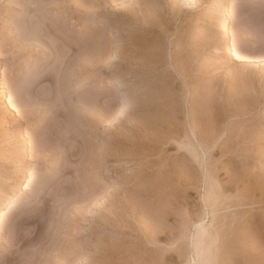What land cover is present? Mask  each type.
I'll use <instances>...</instances> for the list:
<instances>
[{
    "label": "rangeland",
    "instance_id": "rangeland-1",
    "mask_svg": "<svg viewBox=\"0 0 264 264\" xmlns=\"http://www.w3.org/2000/svg\"><path fill=\"white\" fill-rule=\"evenodd\" d=\"M189 2L0 0V264H264V0Z\"/></svg>",
    "mask_w": 264,
    "mask_h": 264
},
{
    "label": "bare ground",
    "instance_id": "bare-ground-1",
    "mask_svg": "<svg viewBox=\"0 0 264 264\" xmlns=\"http://www.w3.org/2000/svg\"><path fill=\"white\" fill-rule=\"evenodd\" d=\"M189 1H190L189 2V5H192L193 6L194 3H195V0H189ZM226 13H227V15L220 22V26H219V29L222 30V32H223L222 44H221L222 47H223V50H225L230 57H233V58H235V59H237L239 61H242L244 59L246 60V58H244L243 55H239L238 52L236 51V45H235L233 39L230 40L231 39V36L229 34L230 32H228V27H229V25L231 23V7L230 6H228ZM0 104L6 106V108H7V110H8V112H9L10 115H14L15 114L16 108L12 104L11 101H8L7 100V95H6V91H5V88L4 87H0ZM185 135H186V137H189V135L188 136H187V134H185ZM191 135L194 136V132L193 131L191 132ZM19 146H21L22 149L24 151H26V148H27V138H26V136L24 134L20 136ZM198 148L201 151H203V149H204L203 144L202 143H199ZM197 152H199V151H197ZM41 187L39 189H40V191H43V193H44V189L45 188L44 187L41 188ZM112 189H116L115 191H118L119 190L118 184H114L112 186ZM43 193L40 194V195H38L39 202H38V206L36 207V212L34 210V213L35 214H33L32 216H29L30 218H28V220L26 219L27 217L24 218L26 221L29 222L30 220L31 221L36 220V219L38 220V217H40V214H42V211H44L45 207L47 206L48 199L46 197L47 195L45 193L44 194ZM15 205H16V202L8 203V204H6L4 207H2L0 209V224L5 220V218L7 216V213L10 212L15 207ZM21 221L19 220V222H21ZM23 223L25 224L24 221H23ZM21 225H23V224H21ZM195 226H196V230H197V236L195 238V242L192 245V248L194 250V253H193L194 256L191 258V261H192L191 263L192 264H201V262L199 260L200 259L199 258L200 257V252H198V245H199V243H204L205 246H206V248H207V250L208 251H211L212 250V246H213L214 243H216V241L218 240V237H217L216 234L211 233L209 231V229L206 228L203 225V223H201V222L198 223ZM27 231L29 232V230H27ZM25 240H27V239H25Z\"/></svg>",
    "mask_w": 264,
    "mask_h": 264
}]
</instances>
